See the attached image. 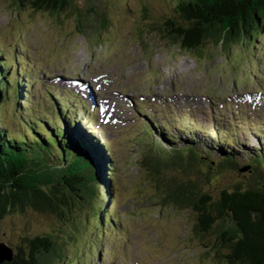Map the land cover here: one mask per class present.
Returning a JSON list of instances; mask_svg holds the SVG:
<instances>
[{
    "label": "rangeland",
    "instance_id": "rangeland-1",
    "mask_svg": "<svg viewBox=\"0 0 264 264\" xmlns=\"http://www.w3.org/2000/svg\"><path fill=\"white\" fill-rule=\"evenodd\" d=\"M73 3L76 9L51 13L35 10L27 2L16 7L15 0H0V58L12 63L14 58L20 57L21 70L24 68L26 74L37 81L36 90V86L31 85L32 82L27 89L21 81L27 94L17 95L16 98V103L19 104L28 97L29 105L22 112H26V119L34 120L43 111L53 112L49 91L53 92L55 89L73 90L69 91L70 95L77 93L78 96L85 97L91 110L96 109L93 117L100 128L85 123L84 127L85 132H93L87 138L92 145L98 144L93 142L97 139L110 142V146L105 147L104 159L110 158L115 166L114 182L117 189L109 191L116 200L115 209L112 207V197L108 199V205L104 200L103 203L106 209L110 207L108 210L111 216L123 220L119 231L121 234L117 235L109 228L108 236L100 240L102 245L97 253L99 242H96V246L92 245L93 251L90 246L99 229L92 220L94 217L84 218L80 213L75 219L76 216L73 215L79 229L83 228L81 233L73 231V223L66 221L68 214L56 217L27 208L23 211L6 212L0 219V244L12 248L23 247V238L49 233L66 241L63 244L66 259L62 264L69 260L77 261L78 264H83L84 261L90 264H118V261L119 264H220L212 258L207 259L206 246L212 244L215 232L217 233L216 226H219L217 224L230 227L233 223L229 220L219 221L213 227L212 234H197L194 227L195 215L189 210L174 208L167 198L174 199L173 188L177 180L182 181L188 177L196 182L198 190L212 195L214 199L221 188L264 185V166L259 167L257 176H252L251 173V166L256 165L251 160L259 152L256 150L259 140L253 132L264 134V92L247 94L245 91L242 96L236 95L229 99L233 105L237 99L243 100L246 107L235 105L234 108L238 107L240 113L242 107V110L247 108L260 119L254 122L248 117L251 115L254 118V114L245 111L243 116L249 122L234 120L238 126L235 130L228 131L225 125L228 112L217 105L212 107V102L218 103L221 100H216V93H222L218 98L224 96L228 101L226 95L232 91L236 94L237 91L256 89L255 81L259 74L263 78L260 84H264V35L255 45L249 43L240 50H231L230 54L211 49L209 54L212 57L209 55L206 60L198 61L176 51L155 33L147 34L142 39L139 37L147 32V27L159 26L173 15V6L168 0H73ZM88 8L92 12L89 18L93 15L97 20L95 24L85 14ZM79 12L84 14L81 33L76 25L81 16ZM101 17L105 18L104 26H101ZM241 56H254L243 61L240 59L242 72L239 71L237 62ZM54 70L57 71L50 74V77L43 73ZM83 77L86 85L87 80H95H91L92 92L87 91L85 83L76 88L78 81L70 82L69 87L63 85L67 78L83 80ZM10 78H14L13 73ZM149 88L154 92L164 90V96L178 95L179 90L181 94L169 99L150 97L145 94ZM123 90L136 96L135 99H141L144 102L142 107L147 109L145 113L162 125L173 118L180 125L179 118L190 115L197 126L219 132L220 143L223 142V137L236 140L234 144L237 150L226 145L221 148L225 152H236L239 155L235 160L236 166L219 168L217 161H220V157L211 152L209 155L212 156L208 160L204 159L208 163L201 159L202 163L188 164V161H192L186 156L176 158L172 154L173 149H181L183 143L178 142L176 146L165 143L160 137V132L163 134L165 131L155 129V124L154 127L143 118L131 103L128 94H122ZM95 91L100 97L97 95L93 100L92 94ZM58 96L65 97L60 93ZM7 99H10L8 103ZM7 99L4 101L0 121L17 130V125L24 124L18 120V116L12 114V97ZM83 102L85 105L86 102ZM71 105L73 107L75 104L71 102ZM165 106L169 108L168 111L164 109ZM254 109L257 111H253ZM210 110L214 112L213 121ZM74 111L71 113L74 114ZM82 119L83 116L78 121ZM198 138L207 143L211 139L201 133ZM181 139H185L184 134ZM218 143L215 138L212 145ZM217 147L219 145L214 148ZM97 148L101 150L98 146ZM260 149L263 154L264 147ZM152 165L156 168H152ZM243 168L247 169L242 171ZM214 169L218 171L215 172ZM69 232L75 235L68 238ZM220 251L223 253L222 249ZM58 261H61V257Z\"/></svg>",
    "mask_w": 264,
    "mask_h": 264
},
{
    "label": "trees",
    "instance_id": "trees-1",
    "mask_svg": "<svg viewBox=\"0 0 264 264\" xmlns=\"http://www.w3.org/2000/svg\"><path fill=\"white\" fill-rule=\"evenodd\" d=\"M15 1L16 7L27 2L35 10L51 13L76 9L73 0ZM168 2L173 6V15L159 26L147 27V32L139 35L140 39L155 33L176 51L201 61L209 58V55L212 57L209 54L211 49L230 54L231 50H240L249 43L255 45L264 35V0ZM85 14L90 22L96 23L97 20L93 18L95 16L91 15L89 18L92 14L89 8ZM80 15L76 24L79 33L84 28L81 20L84 14ZM101 19V26H104L105 18ZM4 67L5 63L0 62V116L4 110V101L9 97L14 102L13 110L18 108L17 113L22 111V107L16 103V83L11 82L8 70ZM9 101L7 99V103ZM55 126L53 121L51 130L44 126L33 132L34 135H28L0 121V219L6 212L23 211L27 208L56 217L65 213L69 216L66 221L73 223V231L82 233L83 228L79 229L74 221L81 213L84 218L94 217L93 222H97L101 229L103 215L107 213L103 200L107 204L110 198L109 179L112 175L110 163L104 159L103 145L100 147L101 151L95 144H84L79 135L75 134V124L60 131L53 130ZM177 140V136H170L168 142L174 144ZM200 144L205 150L194 142L186 141L183 148L173 149L172 154L180 159L186 156L192 161H188V164L196 165L202 163L201 159L208 160L212 156L209 155L211 152L220 157V161H217L219 168L236 166L235 160L239 156L237 153L214 149L204 142ZM254 156L259 158V152ZM256 158L251 160L253 164L262 163V160ZM207 165L210 169V165ZM151 167L156 168L154 165ZM251 168L252 176H257L259 167L252 165ZM196 185L189 177L177 180L173 188L174 199H167H170L174 208L186 209L195 215L194 227L197 234H210L219 221L229 220L233 223L230 227L217 224L219 226H216L215 238L210 246H206L207 259L212 258L220 264H264V185L221 188L215 199L198 190ZM73 215L76 216L75 219ZM85 222L86 220L84 224ZM70 232L68 238L75 235ZM21 243L23 247L9 246L12 250L11 260L0 264H62L66 259L63 247L66 241L49 233L23 238ZM60 257L61 261H58ZM68 263L78 264L77 261L70 260L66 264Z\"/></svg>",
    "mask_w": 264,
    "mask_h": 264
},
{
    "label": "water",
    "instance_id": "water-1",
    "mask_svg": "<svg viewBox=\"0 0 264 264\" xmlns=\"http://www.w3.org/2000/svg\"><path fill=\"white\" fill-rule=\"evenodd\" d=\"M256 166H264V162L262 163H255ZM247 168L241 169L242 171H245ZM12 258V250L10 247L6 246L5 244H0V263L3 261H10Z\"/></svg>",
    "mask_w": 264,
    "mask_h": 264
}]
</instances>
